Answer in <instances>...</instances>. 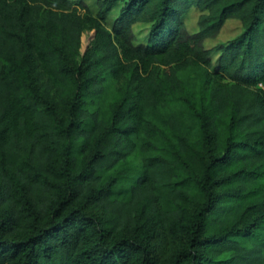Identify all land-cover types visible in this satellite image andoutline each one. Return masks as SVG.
Listing matches in <instances>:
<instances>
[{
    "label": "trees",
    "instance_id": "obj_1",
    "mask_svg": "<svg viewBox=\"0 0 264 264\" xmlns=\"http://www.w3.org/2000/svg\"><path fill=\"white\" fill-rule=\"evenodd\" d=\"M97 7L0 0V264H264V0Z\"/></svg>",
    "mask_w": 264,
    "mask_h": 264
},
{
    "label": "rangeland",
    "instance_id": "obj_2",
    "mask_svg": "<svg viewBox=\"0 0 264 264\" xmlns=\"http://www.w3.org/2000/svg\"><path fill=\"white\" fill-rule=\"evenodd\" d=\"M87 5L89 12L92 15H95L98 11L97 2L98 0H83ZM120 7V5H117ZM118 7L114 8L113 11L109 14L107 19V26H110L113 18L118 13ZM199 16V12L197 9H190L184 15V25L188 32L193 33L196 32L197 27V19ZM133 31L135 34V42H143L144 38L147 34V26L142 24H137L133 27ZM242 31V28L237 20H227L223 27L221 28L219 34L214 39H208L204 42V46L206 48H211L219 44H224L235 37H237ZM93 32L86 31L81 36V44H80V54L83 55L86 49L88 48L90 42L92 41Z\"/></svg>",
    "mask_w": 264,
    "mask_h": 264
}]
</instances>
